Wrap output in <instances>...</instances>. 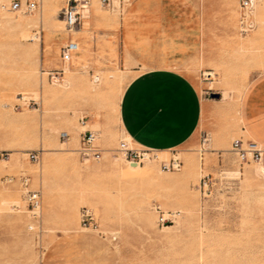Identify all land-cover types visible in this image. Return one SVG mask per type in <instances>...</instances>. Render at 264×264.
Segmentation results:
<instances>
[{"label": "rangeland", "instance_id": "rangeland-1", "mask_svg": "<svg viewBox=\"0 0 264 264\" xmlns=\"http://www.w3.org/2000/svg\"><path fill=\"white\" fill-rule=\"evenodd\" d=\"M14 2L20 3L19 12L10 11ZM29 2L38 3L34 12H25ZM65 2L0 0V19L25 18L36 22L25 30L12 27L0 32V98L12 93L7 107H0V195L18 194L12 202L14 206L9 204V211H0V264H264V176L259 172L264 167V156L259 164L239 165L230 152L231 142L239 136L249 140L240 131L238 106L252 81L250 74L264 72L261 19L249 14L241 26L236 6L233 26L242 40L239 61L235 57L221 73L210 74L211 81L202 80L203 92L219 95L218 100H213L221 107L220 115L229 118L228 125L236 128V135L224 143L221 131H200L191 148L166 152L164 157L158 155V161L144 163L140 166L142 171L133 173L125 169L126 162L116 152L121 141L129 143L116 119L126 80L113 73L106 77L86 74L87 80L79 83V88L69 90L66 79L60 85H52L55 80L46 75L62 73V69L49 70L46 62L54 51L55 59L58 55L61 58L62 50H58L56 43L61 34L67 33L61 16ZM90 3L101 8L98 0ZM122 5V1L113 0L112 10L101 9L117 16ZM257 6H264V0L258 1ZM41 13L44 20H40ZM25 33L40 40L36 56L29 50L33 41L20 40ZM59 62L62 67L60 59ZM63 71L66 76L71 74L67 67ZM25 74L31 82L27 88L22 87ZM95 77L97 83L93 82ZM92 88L95 93L90 92ZM46 92L49 96L41 99L40 95ZM20 97L25 102H20ZM29 100L36 102V106L28 104ZM16 105L21 106L19 110L14 109ZM23 114L34 124L24 128L8 123ZM97 122L110 126V131L99 132ZM67 126H73L80 134H97L102 150L100 162L82 161L78 155L80 144L73 151L63 145L66 141L60 136L67 134ZM11 140H15L14 145ZM129 146L132 147L130 143ZM12 150L20 151L23 168L9 174L5 163ZM37 151L40 158L33 163L29 154ZM172 156L181 161L180 171L162 172L159 162ZM113 165L122 167L119 174L109 171ZM147 167L153 168L150 175L145 173ZM201 168L205 173L200 175ZM245 169L258 171L255 180L233 176ZM23 179L28 180L26 187ZM26 191L39 192L41 206L50 204L47 223L41 207L39 224L31 219L23 201ZM78 195L83 202L67 225L63 207ZM141 201L146 204L145 213L136 207ZM84 210L92 215L94 228H83ZM158 212L176 218L173 223L162 224L158 222ZM17 217L19 221L14 223L13 218ZM29 227L33 230L29 231Z\"/></svg>", "mask_w": 264, "mask_h": 264}, {"label": "crops", "instance_id": "crops-1", "mask_svg": "<svg viewBox=\"0 0 264 264\" xmlns=\"http://www.w3.org/2000/svg\"><path fill=\"white\" fill-rule=\"evenodd\" d=\"M239 1L128 0L117 16L93 3L77 30L57 40L70 61L55 59L54 51L47 68L62 69L69 90L94 73L125 79L116 119L134 149L165 153L191 148L200 131H221L227 143L236 128L220 115L221 107L209 97L213 93L203 92L202 80L211 81L210 74L221 73L235 57L239 61L242 40L231 19ZM249 77L238 106L240 131L264 151V72ZM97 124L99 132L110 131ZM66 130L63 145L76 150L80 133L73 126Z\"/></svg>", "mask_w": 264, "mask_h": 264}, {"label": "built area", "instance_id": "built-area-1", "mask_svg": "<svg viewBox=\"0 0 264 264\" xmlns=\"http://www.w3.org/2000/svg\"><path fill=\"white\" fill-rule=\"evenodd\" d=\"M122 4H126L128 0H120ZM255 1L260 0H240L239 1V10L242 18L241 26H244L243 20L246 19V14L253 8ZM121 3V2H120ZM98 4L101 8H106L112 10L113 0H98ZM91 7L90 0H66L64 7L61 11L62 21L67 32H72L76 30L85 20L86 15L88 14ZM38 8V3L29 2L25 5V12H34ZM1 10H4V7H1ZM21 10V5L19 2H14L10 5V11L19 12ZM249 28V26H248ZM61 59L63 62L67 63L70 61V54L66 48L62 49ZM48 77H52L55 81L61 80L60 73H54ZM51 78V80H52ZM94 83L98 82L97 78L93 79ZM20 102H25L23 97L18 99ZM32 103L33 106H36V102L29 100V103ZM20 105L14 107L15 110L20 109ZM80 148L78 150V155L82 161H95L100 162L102 159V150L97 147L98 136L95 132L85 131L80 134ZM66 134H61L60 139L62 141L67 140ZM116 152L121 155L124 161L129 165L143 166L144 163L151 161H158V152L148 151V150H137L129 146V143L126 141H121L118 145ZM230 152L236 158L239 165L244 164H259L263 160L264 151L256 143L245 140L243 138H237L231 142ZM40 158V152H31L29 154V160L33 163H38ZM159 167L162 172H179L182 163L176 157L172 156L167 161H160ZM28 180L23 179L22 184L26 187ZM23 201L26 204V207L30 213L31 219L38 225L40 222V207H41V195L39 192L26 191L23 194ZM156 211H158L156 209ZM176 216L173 214L165 215L158 212V222L166 223L172 222L175 220ZM81 224L83 228H94V220L92 215L84 210L81 215ZM33 227H29V231H32Z\"/></svg>", "mask_w": 264, "mask_h": 264}, {"label": "bare ground", "instance_id": "bare-ground-1", "mask_svg": "<svg viewBox=\"0 0 264 264\" xmlns=\"http://www.w3.org/2000/svg\"><path fill=\"white\" fill-rule=\"evenodd\" d=\"M257 2L255 1V4H254L253 8L248 12V14H246V17L249 14L251 16H258L261 19L260 23L262 25V31H264V6H260V7L257 6ZM44 19H45V17L41 13L40 20H44ZM231 19H232V24H234L235 23V14L232 15V18ZM59 22L62 24L61 21H59ZM35 24H36V22L34 20H32V19H25V18L12 19V18L1 17V19H0V32L3 29L12 28V27L21 28V29H24L25 30L26 27H28L30 25H35ZM252 25H253V23H252ZM21 39L23 41H28V40L33 41V43L31 44V46L29 48V50L31 51V53L34 56H36L37 53H38V45L40 43L39 38L37 36H35V35L29 36V35H27L25 33L24 35H22L20 37V40ZM45 45L46 46H45V49H44V56H45V58H47L46 56H47V54L49 52L48 40H46ZM45 62H46V60H45ZM46 75L47 76H50V75H53V74L46 73ZM95 78H97V77H95ZM52 80H54V79L52 78ZM62 82H63V80H60L58 82L57 81H54V82H52V85H60ZM30 85H31V82H30L29 76L27 74H25L24 75V81H23L22 87L27 88V87H30ZM90 92L91 93H95V91H94L93 88L90 89ZM48 96H49V94H48V92H46V93L43 94V96L40 95V98L41 99H46ZM8 100L9 101L12 100V93H10L9 95H7V98H5V97H1L0 98V107L1 108H6L7 105H8ZM8 123L9 124L11 123L14 126H20V127H24L25 128L27 126L33 125L34 124V120L29 121L28 118L26 117V115L23 114V115H20L19 117H16V118L11 119L10 122L8 121ZM42 123H43V126L46 127L47 122H44V118H43ZM84 129H86V128H82V130H84ZM10 143H11V145H14L15 144V140H11ZM41 151H44V150L41 149ZM71 151H73V150H71ZM12 152L13 153H12L10 159L8 160V162L5 163L6 164V167H7V172L9 174L10 173L11 174L17 173V172L21 171L22 168H23L22 161L20 160L21 157L19 155V152L20 151L19 150H12ZM158 155L164 157V156H166V152L165 153H160L159 152ZM24 156L25 155H23V157ZM159 156H158V158H159ZM198 167H200V166H198ZM121 168L122 167H120L118 165H113L109 171L112 172V173L119 174L120 171H121ZM190 168H191L190 166H186V169H190ZM125 169L126 170H129L130 172L137 173V172L142 171L143 168L140 167V166H137V165H129V164H127V166H126ZM152 171H153V168L152 167H147V170H146L145 173L147 175H150L152 173ZM259 172L264 176V167L263 166H262V168H260ZM33 173H35V172H31V174H33ZM204 173H205V169L201 168L199 174L201 175V174H204ZM257 173H258V171H256V170H255V173H254V172L250 171L249 169H245L243 172H238V171L234 172L233 173V176H236V177L244 176V179L245 180H253V179L255 180V177H256V174ZM157 184H159V182H157ZM12 192H14V191H12ZM17 199H18V194L17 193H9L6 196H4V195L2 196V193H1V195H0V211L1 212L4 211V210L9 211L8 210L9 204L10 203L12 204V202L16 201ZM82 202H83V197L80 196V195H78V196L74 197L73 199H71L66 204V206L63 207L64 208L63 219H64V223L65 224L70 225V218L72 217V215H75V216L77 215L78 206ZM145 205L146 204L143 201H141V202H139L137 204L136 207L138 209H140V211L144 212ZM41 212H42V214L44 216V219H45V221L47 223L48 222V219H50V216H51L50 204L44 203L43 206H41ZM13 220L15 221L14 223H16V222L19 221V217L13 218ZM165 229H169V227H166ZM65 233H66V231H65ZM200 259L201 258H199V260Z\"/></svg>", "mask_w": 264, "mask_h": 264}, {"label": "water", "instance_id": "water-1", "mask_svg": "<svg viewBox=\"0 0 264 264\" xmlns=\"http://www.w3.org/2000/svg\"><path fill=\"white\" fill-rule=\"evenodd\" d=\"M210 99H215L218 100L219 99V95L218 94H210Z\"/></svg>", "mask_w": 264, "mask_h": 264}]
</instances>
